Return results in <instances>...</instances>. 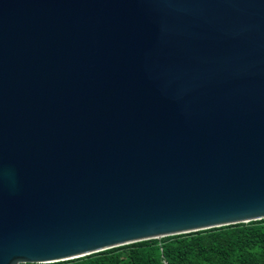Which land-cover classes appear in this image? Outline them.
Returning a JSON list of instances; mask_svg holds the SVG:
<instances>
[{
    "label": "water",
    "instance_id": "water-1",
    "mask_svg": "<svg viewBox=\"0 0 264 264\" xmlns=\"http://www.w3.org/2000/svg\"><path fill=\"white\" fill-rule=\"evenodd\" d=\"M264 219V0H0V264Z\"/></svg>",
    "mask_w": 264,
    "mask_h": 264
},
{
    "label": "trees",
    "instance_id": "trees-1",
    "mask_svg": "<svg viewBox=\"0 0 264 264\" xmlns=\"http://www.w3.org/2000/svg\"><path fill=\"white\" fill-rule=\"evenodd\" d=\"M54 264H264V219L138 242Z\"/></svg>",
    "mask_w": 264,
    "mask_h": 264
}]
</instances>
